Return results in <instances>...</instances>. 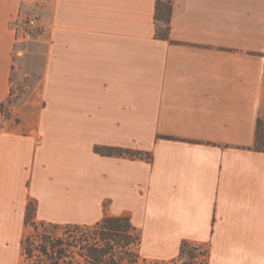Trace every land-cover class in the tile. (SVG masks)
<instances>
[{
    "label": "crops",
    "instance_id": "obj_1",
    "mask_svg": "<svg viewBox=\"0 0 264 264\" xmlns=\"http://www.w3.org/2000/svg\"><path fill=\"white\" fill-rule=\"evenodd\" d=\"M157 1L54 0L47 40L23 45L25 0H0V264H23L29 203L58 226L129 214L146 262L188 244L204 264H264V0H160L167 39ZM16 61L35 73L36 122L3 112Z\"/></svg>",
    "mask_w": 264,
    "mask_h": 264
},
{
    "label": "trees",
    "instance_id": "obj_2",
    "mask_svg": "<svg viewBox=\"0 0 264 264\" xmlns=\"http://www.w3.org/2000/svg\"><path fill=\"white\" fill-rule=\"evenodd\" d=\"M171 4L169 1H157L155 4L156 35L167 39L169 34ZM161 24V25H160ZM253 150L264 153V120L258 119L255 128ZM95 152L105 156H128L130 158L150 159L149 154L139 151L122 150L111 147L95 148ZM25 223H38L41 227H63L64 231L72 229L80 234V238L54 237L44 230L39 236L36 248L31 246L28 237L23 238L21 247L26 259L36 258L38 264H136L140 237L137 229L132 225L130 215L127 213L119 216L104 214L102 219L93 225L58 226L45 224L35 220V208L29 203L26 208ZM72 241H74L72 243ZM130 246L135 247L129 252ZM197 246L183 244L181 256L188 254L193 258V251ZM78 250V251H76ZM126 251V252H125ZM124 255V256H123Z\"/></svg>",
    "mask_w": 264,
    "mask_h": 264
},
{
    "label": "rangeland",
    "instance_id": "obj_3",
    "mask_svg": "<svg viewBox=\"0 0 264 264\" xmlns=\"http://www.w3.org/2000/svg\"><path fill=\"white\" fill-rule=\"evenodd\" d=\"M24 4L25 5H23L18 16L11 22V27H13L14 30L15 27L18 26L25 17L30 16L36 19L38 28L33 39L29 41H21L20 37L15 35L16 42L23 45H28L35 42V40H37L41 34H44V37L41 40L43 39L47 40L48 35L45 32L43 23H45V20L49 17V15L52 14V12L54 11V9L57 7L58 4H56L54 0H25ZM26 56L23 58L25 59L24 62L22 61L23 59L21 60L22 63H26L27 61ZM15 59H17V56H15ZM15 63L16 66L19 65L20 70L22 69L21 70L22 75L19 80H14L13 82L14 84L11 89V94L8 99V102L3 106V112L6 118L8 119H11L13 117V111H14L15 121H20L22 119H25L32 122H36L38 119L39 110L42 107L43 102L42 99L36 95L33 89L34 88L33 81L36 79L35 73L29 72V70L26 68L27 64L20 65V63H18L17 61ZM44 230H46L49 234L57 238L63 236L66 237L65 234L68 232H71L70 235L71 240H73V238H80V234L76 231H72V229L68 231H64L63 227H58V228H52L50 226L41 227L38 223H34V225L26 224L24 238L28 237L29 240L31 241V246H33V248L34 247L36 248L37 242L39 241L40 238L39 236L45 233ZM73 242L74 241H72V243ZM127 249L129 250V252L131 250L133 252V249L135 251L134 246H130ZM193 253H194L193 258H191L188 254L185 253L174 263L146 262L136 258L137 259L136 264H182V263L204 264L205 263V255H206L205 249L198 248V251L196 249V251L194 250ZM23 264H38V259L36 258L26 259L23 255ZM121 264H128V263L123 262Z\"/></svg>",
    "mask_w": 264,
    "mask_h": 264
},
{
    "label": "built area",
    "instance_id": "obj_4",
    "mask_svg": "<svg viewBox=\"0 0 264 264\" xmlns=\"http://www.w3.org/2000/svg\"><path fill=\"white\" fill-rule=\"evenodd\" d=\"M37 28L38 27H37L36 19L27 16L23 19V21H21V23L18 26L15 27L14 32L15 35L20 37L21 41H29L34 38Z\"/></svg>",
    "mask_w": 264,
    "mask_h": 264
}]
</instances>
